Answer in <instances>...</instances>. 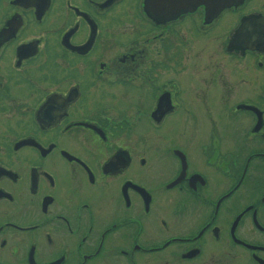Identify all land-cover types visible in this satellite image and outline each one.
Here are the masks:
<instances>
[{
  "label": "flooded vegetation",
  "instance_id": "flooded-vegetation-1",
  "mask_svg": "<svg viewBox=\"0 0 264 264\" xmlns=\"http://www.w3.org/2000/svg\"><path fill=\"white\" fill-rule=\"evenodd\" d=\"M221 5L0 0V264H264V0Z\"/></svg>",
  "mask_w": 264,
  "mask_h": 264
},
{
  "label": "water",
  "instance_id": "water-1",
  "mask_svg": "<svg viewBox=\"0 0 264 264\" xmlns=\"http://www.w3.org/2000/svg\"><path fill=\"white\" fill-rule=\"evenodd\" d=\"M235 0H201V2H203V3H218L219 5H221V6H224V5H226V4H230V3H232V2H234Z\"/></svg>",
  "mask_w": 264,
  "mask_h": 264
},
{
  "label": "rangeland",
  "instance_id": "rangeland-1",
  "mask_svg": "<svg viewBox=\"0 0 264 264\" xmlns=\"http://www.w3.org/2000/svg\"><path fill=\"white\" fill-rule=\"evenodd\" d=\"M238 259H239V257H238ZM228 260L230 261V262H228V264H244V258H241L240 261H238L237 259L236 260L235 259L231 260L229 258H228Z\"/></svg>",
  "mask_w": 264,
  "mask_h": 264
}]
</instances>
